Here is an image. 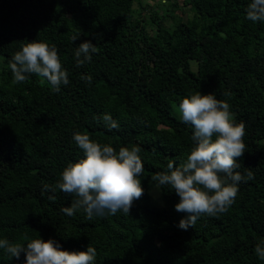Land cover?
<instances>
[{
  "label": "trees",
  "instance_id": "1",
  "mask_svg": "<svg viewBox=\"0 0 264 264\" xmlns=\"http://www.w3.org/2000/svg\"><path fill=\"white\" fill-rule=\"evenodd\" d=\"M250 2L158 0L136 14L142 0H0V239H52L70 252L91 246L94 264H264L254 252L264 243V22L246 19ZM33 41L57 49L69 80L58 92L35 74L12 82L13 55ZM85 41L98 51L77 66ZM196 92L227 102L245 126L234 171L253 179L238 184L227 212L185 231L179 197L163 188V205L155 204L151 177L186 161L193 129L178 106ZM105 114L118 128L109 130ZM77 132L117 151L141 148L144 192L129 215L62 211L76 197L50 189L83 158ZM24 261L0 249V264Z\"/></svg>",
  "mask_w": 264,
  "mask_h": 264
},
{
  "label": "clouds",
  "instance_id": "2",
  "mask_svg": "<svg viewBox=\"0 0 264 264\" xmlns=\"http://www.w3.org/2000/svg\"><path fill=\"white\" fill-rule=\"evenodd\" d=\"M246 19L264 22V0H251L246 10ZM76 38H73V42ZM98 49L90 41L82 42L75 52L77 66L91 61L92 53ZM83 57V59H81ZM13 84L25 82L35 74L47 81L52 90L59 91L61 85L69 83L68 73L63 69L57 49L44 42H27L21 46L9 63ZM91 83L92 77H85ZM178 112L182 122L193 129L192 146L186 161L176 167L168 163V171L155 173L151 180L157 189L174 190L179 197L175 205L177 212L186 213L179 228L188 230L203 215L216 217L223 214L235 202L238 184L253 179L249 171L245 176L234 171L242 157L245 126L234 122L230 105L218 100L213 94L196 92L179 102ZM103 120L109 130L118 128L110 115ZM73 140L83 152V158L69 163L61 172L56 185L67 195H73L70 207L62 211L69 216L82 209L86 218L115 215L122 212L129 215L134 202L140 199L144 189L141 179L144 165L139 155L141 148L121 147L117 151L108 144H100L90 139L86 133H74ZM47 188V186H46ZM54 199V197H50ZM26 243H11L0 239V249L9 258H20L25 254L24 264H94L96 249L88 246L86 251L62 250L58 242L42 238L30 239L23 236ZM26 245V246H25ZM259 259L264 260V243L254 249Z\"/></svg>",
  "mask_w": 264,
  "mask_h": 264
},
{
  "label": "rangeland",
  "instance_id": "3",
  "mask_svg": "<svg viewBox=\"0 0 264 264\" xmlns=\"http://www.w3.org/2000/svg\"><path fill=\"white\" fill-rule=\"evenodd\" d=\"M143 3H145V6L144 8H141V6L136 3L134 8H135V13L138 14L140 11H143L145 12V14H148L149 13V10L152 8L153 10H156L157 9V5H158V0H142ZM148 5V6H147ZM188 12H186L184 15H183V19L186 20L187 19V14ZM166 22L169 24V25H173L174 24V21L169 17V18H166ZM150 193L152 195V199H153V202L155 204H158V205H163V199H162V195H161V189L160 190H157L155 187H153L151 190H150Z\"/></svg>",
  "mask_w": 264,
  "mask_h": 264
}]
</instances>
